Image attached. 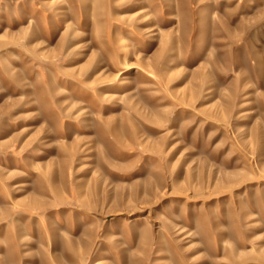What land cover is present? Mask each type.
<instances>
[{"label": "rangeland", "instance_id": "1", "mask_svg": "<svg viewBox=\"0 0 264 264\" xmlns=\"http://www.w3.org/2000/svg\"><path fill=\"white\" fill-rule=\"evenodd\" d=\"M98 263L264 264V0H0V264Z\"/></svg>", "mask_w": 264, "mask_h": 264}, {"label": "bare ground", "instance_id": "2", "mask_svg": "<svg viewBox=\"0 0 264 264\" xmlns=\"http://www.w3.org/2000/svg\"><path fill=\"white\" fill-rule=\"evenodd\" d=\"M140 1H141V0H140ZM140 3H141V4H140ZM141 5H142V2H137V3H134V4L132 5V7H135V8H136V7H139V6L141 7ZM124 7H125V6H124ZM124 7H123V8H124ZM151 18H152V17H151ZM171 32H172V31H171ZM178 34H179V33H178ZM67 35H68V34H67ZM166 35H167V34H166ZM181 38H182L181 36H179V35L177 36V40L181 41ZM168 41H169V40H168ZM171 41H172V40H171ZM167 67H168V65L166 66V69H168ZM150 74H153V73L151 72ZM145 75H146V74H145ZM143 77H145V76H143ZM145 78H147V77H145ZM147 80H148V79H147ZM132 95H133V94H132ZM130 96H131V95H130ZM116 97H117V96H116ZM116 97H115V98H116ZM119 99H120V97H119ZM98 264H99V263H98Z\"/></svg>", "mask_w": 264, "mask_h": 264}]
</instances>
